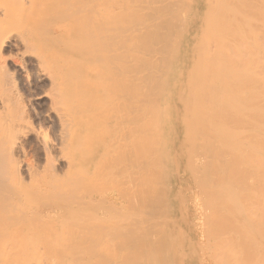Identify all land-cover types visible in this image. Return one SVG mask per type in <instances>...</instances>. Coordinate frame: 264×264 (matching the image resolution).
Returning <instances> with one entry per match:
<instances>
[{
	"label": "bare ground",
	"instance_id": "1",
	"mask_svg": "<svg viewBox=\"0 0 264 264\" xmlns=\"http://www.w3.org/2000/svg\"><path fill=\"white\" fill-rule=\"evenodd\" d=\"M14 1H20L22 5L24 0H0V118H10L8 113L11 110L15 123L8 124L5 121L4 126V118L3 123L0 122L3 124L1 127L8 124V128L0 132V152L4 151V154L1 152V156L5 155L3 160L6 161L8 159L10 161L13 155L16 156L13 154L14 150L21 149L16 143L17 139L11 138V135L18 128L20 130L17 131L26 130L24 126L26 112L25 106L11 90L12 86L14 88V82L11 81L10 84L6 82L9 78L6 77V71L4 72L1 64L4 60L1 50L13 36L16 35L17 40L34 27L50 26L53 30L57 27L59 29V26L66 22L67 15L73 14L72 11L71 14L66 13L73 8L80 9H76L77 6L87 5L84 2L87 0H67L60 5L61 12L59 10L58 18L56 16V19L44 21L37 9L48 6L52 0H26L33 8L28 5L26 7H29L28 9L21 7V11L17 12H13L9 6ZM93 1H96L95 4ZM91 4L94 8H91L93 7ZM87 6L93 10L90 11L92 15L86 11L89 14L86 13L84 19L80 13L82 19L79 25L82 31L84 29L94 31L86 33L87 35L94 33V37L93 35L89 37L91 41L88 39L90 41L88 44L94 43L89 45L90 49L92 46L94 49L90 51L83 46L81 48L85 49L88 55L94 52L91 56L93 58L95 55L94 60L89 57L94 62L83 61L78 64L80 62L78 61L73 66L71 64L74 58L65 56L70 59V64L64 65L68 63L66 62L68 59L58 57L56 60L64 64L48 67L51 61L46 65L48 62L45 63L44 60L50 58L52 54L45 55L41 61L39 54H42L43 47L40 52L38 51L39 54L35 52V55L40 60L39 69L44 66L43 68L47 70L44 72L48 73L53 86L50 85L55 89L52 91L57 94L56 96L54 92L50 95H55L54 97H58L62 103L65 102L63 97L66 100L63 104L66 106L62 108L55 106L62 109V112L67 110L65 114L58 113L59 118L62 116L60 119L63 122L59 123L61 126L66 123L68 127L66 125L63 127L71 129L70 135L68 133L70 141L62 139L66 148L60 149L63 151V158L66 157L65 166L85 158V168H82L84 171L78 169L80 173L82 171L86 173L87 180L81 182L83 185L78 182L83 181L84 173L80 180L73 177L81 188L73 181L72 184H77L78 188L75 186V190L71 187L76 191L75 193L73 190L72 196L75 198L79 195L77 191L80 189L82 193L85 192L84 195L93 191L94 195L101 191L106 193V190H103L106 189L105 186L112 190L116 185L113 200L117 201L120 197L118 195L124 191L123 188L118 189L117 185L123 187L130 178L133 182L128 180L129 183L124 186L127 185L125 191L128 188L131 192L127 190L128 196L133 195L131 199L135 208L133 204L126 205L128 207L124 208H129V211H123L122 214L112 211L114 206L109 209L112 212L108 211V214L96 212V209L102 210L113 201L112 195L110 194L111 199L108 195L107 198L105 196L104 199L102 197L98 200H92L87 196L73 215L72 210L69 211L72 207L68 204L71 196L67 199L59 198L63 192L67 193L65 190L56 194L59 199L44 191L47 194H42V197L48 195L49 197L45 198H51L53 201L49 203L46 212H41L38 207V199L41 197L39 189L49 181V178L43 177L46 170L42 172L43 175L37 173L43 178L33 179L30 176L33 190L30 192L31 195H28L27 191L21 188L18 177L20 175L16 173L15 164L10 162L16 170L12 169L16 181L13 180L15 182L11 186L7 174L5 177L9 181L8 185L11 186L9 187L1 184L5 178L0 179V264H38L31 257L40 251V248L44 249V242L46 248L50 249L51 246V249L44 255L47 250L45 249L44 258H40V261H44L43 264H53L54 260L55 264H58L60 254L68 258L65 264H264V0H105V2L92 0ZM116 14L120 16L117 18ZM5 20H9L7 22L11 26L3 25ZM62 29L64 30L63 27ZM67 31L66 29L65 34L69 33H66ZM100 31L104 34H99ZM47 33L42 37L49 36ZM97 35L101 36L97 38ZM125 36L128 39L126 49L121 44L123 40L121 38L126 39ZM68 38L67 35L50 38L45 43L46 49L49 50L56 44L69 49L73 44ZM80 39L79 43L82 41ZM18 40L19 43L23 41L22 38ZM35 41L36 38H33L27 45V42L23 41L24 48L28 50L35 45ZM118 41L119 45L124 47L123 52ZM75 45L78 48L80 46ZM117 46L120 53L125 52L128 58L123 56L122 61L119 54L118 61H115L117 57L110 60L115 57L112 54L113 51L116 53ZM74 48L73 52L78 51L77 47V50ZM78 52L76 53L79 54ZM50 53H53L52 50ZM33 54L31 56L36 60ZM82 57L85 58L84 55ZM75 66H79V70ZM71 75L73 76L70 78ZM76 75L82 76L81 87L77 86L78 90L76 81L79 78ZM71 82L75 84L72 91L68 86L72 84ZM5 83L11 85L10 89H7L9 86ZM3 85L8 87L4 88ZM79 106L83 110L78 108ZM77 109L78 112L80 110L82 112L75 115ZM6 111H9L8 117L4 116ZM81 114L85 116L82 117ZM63 115H66V119ZM111 119L115 120L114 123L109 125V128L104 127L106 125L103 124ZM118 124L119 130L116 128ZM114 125L115 127L111 129ZM62 132L60 130V133ZM113 132L116 135L111 140L108 139L113 142L103 146L107 135ZM65 133L67 134V131ZM64 137L67 136H62ZM122 137L126 139V143L125 140L123 143L120 142ZM114 143H117L116 147ZM129 144L130 148L126 147ZM111 146L114 148L111 149ZM102 147H106L105 150L110 148L107 151L102 149L101 152L107 155L103 157L104 160L101 158L102 153L98 156ZM118 147L121 148L119 151ZM129 149L132 151L129 152ZM113 150H116L115 153ZM117 151L123 156H121L123 160L117 156L119 159L117 162L122 163L126 160L127 164L112 162V159L117 158L109 156L117 155ZM122 151H125L124 155L121 154ZM59 153L61 155L60 151ZM48 154L50 157V152ZM99 160L106 161V164L103 162L106 166L110 162L112 165L109 164L111 166L105 168ZM10 164L8 170L11 168ZM102 166L104 168H101ZM112 166L120 170L113 171L114 174L110 172ZM125 168L127 171L123 173ZM78 169L74 170L78 172ZM104 169L110 171L106 170L107 173ZM12 170L9 171L10 174H14ZM50 170L54 173V168ZM98 171L101 172L98 174ZM102 171L103 176L100 175L103 174ZM29 173L33 175L32 172ZM53 173H50L51 176ZM120 173L123 177L120 176L121 180L116 179L117 177L113 179ZM64 174L54 177L55 180L58 182L57 178L65 177ZM76 174L78 178L79 173ZM3 175L0 174V177H4ZM56 175L59 174L56 172ZM107 175V181L102 182ZM94 176L98 179L102 176L103 179L96 181ZM68 177L70 176L66 178ZM109 177L112 178L110 184L107 183ZM96 184H101L102 187ZM109 190L107 189V192ZM70 192L72 191L69 189L68 193ZM42 199L40 201L47 200ZM120 199L122 200L121 197ZM131 199L128 198L130 202ZM148 199L150 204L148 206L146 203L148 206L146 208L143 201L145 203ZM140 203L144 206L142 210ZM130 209H133L135 214L130 213ZM67 211L71 214L59 227L61 229L59 236L55 231L58 237L57 245L53 240L50 241V235L46 240L47 236L40 235L38 227L31 229L26 223L29 218L36 217L47 226L48 221ZM130 219L137 224L133 225L130 232L125 233L129 236L124 237L120 227ZM99 230H102L103 234L105 232V236L112 235L100 238ZM142 232L147 233L145 243L140 240ZM38 235L40 236L37 237ZM97 236L100 239H97ZM167 237L171 239L170 243L166 242ZM46 241L48 244L51 243L50 246ZM57 256L59 257L56 258Z\"/></svg>",
	"mask_w": 264,
	"mask_h": 264
},
{
	"label": "rangeland",
	"instance_id": "2",
	"mask_svg": "<svg viewBox=\"0 0 264 264\" xmlns=\"http://www.w3.org/2000/svg\"><path fill=\"white\" fill-rule=\"evenodd\" d=\"M57 1H59V3L57 2ZM65 1H67V0H52L51 1V3L48 5V6H41V7H39L37 10L40 12V16L41 17H43V19H44V21H49L50 19H56V16H57V18H58V15H60V12H61V10L59 9V8H61L60 7V5L62 6L64 3H65ZM92 1V0H91ZM90 0H89V4H90V2H91ZM98 1H100V0H98ZM104 2H105V0H103ZM157 1H160V0H157ZM22 2V1H21ZM60 2H62V3H60ZM64 2V3H63ZM84 2H86L87 3V5H89L88 4V0L87 1H84ZM95 2L96 1H93V3L95 4ZM102 2V1H101ZM24 3V4H23ZM23 3H22V5L20 4V1L19 2H13V3H11L12 5H9L11 8L10 9H12V11L13 12H17V11H21V7H23L24 9L28 6V5H30L31 6V4H27V3H29L28 1H26V0H24L23 1ZM92 3V4H93ZM103 3V2H102ZM16 4V5H15ZM19 4L21 5L20 7H19ZM85 4V3H84ZM91 4V6H93ZM26 5V6H25ZM57 5V6H56ZM87 5H82V6H80V7H76V9L77 8H80V9H78V10H75V8H73V9H71L70 10V12H68V13H66V15L67 14H71V11H72V13L73 14H71V15H67L68 17L66 18V22H64L63 24H64V26H63V24H61L60 26H59V29H57V28H54V30H53V28L52 27H50L49 26V28H48V26H46V28H45V26H42V27H34V28H32L29 32L27 31V34H26V32L22 35V40L23 41H25V42H27L26 43V45L28 44V42H30L33 38H36V41H35V45L34 46H32L31 48H29L28 50H26L24 47L25 46H23L24 44H25V42H23V44H22V42L21 43H19V40L18 39H20L21 40V38L19 37V38H17V40H16V35L15 36H13L7 43H6V45H5V47H3V49L1 50L2 52V55H3V59L5 60H2L1 61V64H3V69H4V72L6 71V77L7 78H9V79H7V81L6 82H8V84H10V82L12 81V82H14V88H13V86H12V88H11V90L12 91H14L13 93L16 95V96H18V98H19V102L20 103H22L24 106H25V108H24V111L26 112H24L25 113V116H26V119L24 120V122L26 121L28 124H26V122L24 123L25 125V131H24V129H23V131L24 132H22V131H17V130H20L19 128L15 131V132H13V134L11 135V138H14V139H17V145L18 146H20L21 147V149H20V151H19V149H16V150H14L15 152H13V154H15L16 156H14V158H13V156H12V158H13V161H12V158H11V160L10 161H6V159L5 160H3V157L5 158V155L2 157L1 156V152H3V154H4V151H1L0 152V170L1 171H3V173L0 171V174L1 175H3L4 177H0V179H2L3 180V182L4 183H1L2 185H5V186H9L8 184V182L9 181H7L8 179L9 180H11V182H10V185L11 184H13L16 180V178H14V176L13 175H15V173L13 172V170H15V169H13V167L11 166L12 164H10V162H13V165L15 164V168H16V170H17V172L16 173H19V175L20 176H18L19 178H20V181H21V188H22V190H25V191H27V194L28 195H31L30 194V192H32V190L33 189H31V186H32V184H31V182H30V180H31V177L30 176H32V178L33 177H35V179H40V178H45V179H48L49 178V181H48V183L49 182H51V180H52V182L51 183H47V185H44L43 187H41L40 189H39V192L41 193V197L38 199V207H39V209L41 210V212H46L47 211V209H48V205H49V203L51 202V201H53L51 198L50 199H47V198H45L46 196H48V195H45V197H42L43 195H44V193H46V192H48L49 194H51V195H53V196H55V198L56 199H59V198H69L70 196V198L71 199H68L67 201H68V204H69V207H72V209L70 208L69 209V211L70 210H72V212L71 213H73V215L75 214V210L77 209V208H80L81 206H82V204L84 203V201L88 198V197H90L92 200L94 199V200H98L99 198L101 199L102 197V199H104L105 198V196H106V198H107V196L108 197H110V199L113 197V196H115V194H116V185L114 186V188H112V190L110 189L109 190V188H107V186H105V184H104V186L106 187V189H103V188H101V189H103V190H106V193H105V191L104 192H100V193H98V194H96V195H94L95 193H94V191L90 194V193H87V195L85 194L84 195V193H82V190L80 189L79 191H77L78 192V194L79 195H77V196H75V198L72 196V195H74L73 194V190L75 189L74 187L76 186V188H78L79 186H80V184L78 183V182H84V180H85V182H86V180H87V178H86V173H84L83 171V169L82 168H85V158H84V160H83V158H82V161L80 160V161H74L73 162V164H71L70 166L69 165H67V166H65L66 164H67V162H66V160L64 161V159L66 158L65 156H64V158H63V155H62V152L63 151H61L62 149H64V148H62V147H65L66 148V146L64 145L65 144V141H66V139H67V141L69 142L70 141V136L68 137V133H69V131L71 130L70 129V127L69 128H66V127H68L67 125H66V123H64L63 124V126L64 125H66V127L64 128L63 126H61V124L59 123V121L61 122V119L60 118H62V116H61V114H60V118H59V116H58V113H66L67 112V110H66V112H62L63 110L62 109H59V108H57V107H55V106H59V107H64V106H66V105H64L63 106V104L64 103H66V100H65V97H63L64 98V101L65 102H63L62 103V101L61 100H59V98L58 97H54L55 95L57 96V94H56V92L55 91H52V90H55L53 87H51V85L53 86V84H52V82H50L51 81V79L49 80V77H48V73H45L44 71L46 70L45 68H43L42 66H41V69H39V65H38V61H40L39 59H41V61H42V58H43V60H44V58H45V55L47 56V55H51L50 56V58L48 57V58H46L44 61H45V63H46V61L48 62L46 65H48L49 63H50V61H51V65L49 64V66L48 67H51V66H54L55 64L56 65H63L64 63L62 62L61 63V61L60 60H56V58H58L59 57V59H65L66 57H71V58H74V60H76V61H74L73 59V61H74V63H73V61H72V64L71 65H73V64H76L75 62H78V61H80V62H78V64H81L83 61H91V62H94L93 60H94V56H93V58L91 57L92 56V54L94 53H90V51H93V46H92V50L90 49V46H91V44L93 43H91V44H88L91 40H90V35L92 36L93 35V37H94V33L93 34H91L92 32H94V31H89V30H85L84 29V31H82L83 29H81L80 28V25H79V23H80V20L82 19V17H81V15L84 17V19H85V14L86 13H88L89 15H92V12H93V10L91 9H89L90 8V6H89V8H88V6ZM13 6V7H12ZM25 6V7H24ZM84 6V7H83ZM87 6V7H86ZM120 6H121V4H120ZM145 6V5H144ZM32 7V6H31ZM143 7V6H142ZM22 8V10H24ZM29 8V7H28ZM28 8H26V9H28ZM33 8V7H32ZM91 8H94V6L93 7H91ZM141 8V7H140ZM41 9V10H40ZM143 8H141V10H142ZM50 10V11H49ZM59 10H60V12H59ZM73 10H75V11H77L76 13H75V11H73ZM26 11H29V10H26ZM56 11V12H55ZM86 11H88V12H86ZM90 11H92V12H90ZM85 12V13H84ZM27 13V12H26ZM57 13V14H56ZM59 13V14H58ZM80 13H81V15H80ZM75 14V15H74ZM76 14H77V16H76ZM46 15V16H45ZM122 15H125V14H122ZM122 15H121V17H122ZM72 16V17H71ZM87 17H90V16H88V15H86ZM120 16V15H119ZM119 16H117V14H116V17L118 18ZM150 16V15H149ZM46 17H47V19H46ZM70 17V18H69ZM86 17V18H87ZM74 18H75V20H74ZM116 18V19H117ZM126 18V17H125ZM42 19V20H43ZM71 19H72V21H71ZM79 19V20H78ZM122 19H124V16H123V18ZM9 22V20H5V22H3V25H7V26H11V24H9L8 25V22ZM79 21V22H78ZM68 23H70V24H68ZM71 24H72V26H71ZM68 25V26H67ZM78 25V26H77ZM71 26V27H70ZM77 26V27H76ZM64 28V30L62 29L61 30V28ZM34 29V30H33ZM68 30L66 33H68V34H65V30ZM70 29V30H69ZM36 30V31H35ZM34 31V32H33ZM37 31H38V33H37ZM42 31H44V32H42ZM104 31V30H103ZM108 31V30H107ZM112 31V30H111ZM116 31V30H115ZM114 31V33H116ZM120 31V30H119ZM30 32H32L31 34H30ZM48 32V33H47ZM80 32V33H79ZM83 32V33H82ZM88 32H91L90 33V35H87L86 33H88ZM96 32V31H95ZM97 32H98V30H97ZM106 31H104V33H105ZM113 32V31H112ZM34 33H36V35L34 34ZM41 33V34H40ZM45 33H47L46 35H49V36H51V37H49V36H45V37H42V36H44L45 35ZM59 33V34H58ZM62 33V34H61ZM102 33V31H100V33L99 34H101ZM103 33V34H104ZM108 33H110L109 31H108ZM44 34V35H43ZM79 34H81V35H79ZM83 34H85V35H83ZM89 34V33H88ZM97 34V33H96ZM103 34H101V35H103ZM38 35H40V37L38 36ZM53 35V36H52ZM59 35H67L69 38H68V40H70V43L71 44H73V46L72 47H70L69 49H66L65 47H63L62 45L60 46V44H56V45H54V47H52L51 49H49V50H47L46 49V46H45V43H46V41H48L50 38H55V37H58ZM83 35V36H82ZM101 35H97V38L98 37H100ZM106 36H108L107 34H105ZM112 35V34H111ZM111 35H110V37H111ZM115 35V34H114ZM114 35H112V36H114ZM118 35V34H117ZM25 36V37H24ZM28 36V37H27ZM37 36V37H36ZM55 36V37H54ZM85 36V37H84ZM86 36H88L87 38H86ZM116 36V35H115ZM114 36V37H115ZM49 37V39H46V38H48ZM126 37V36H125ZM40 38V39H39ZM43 38V39H42ZM81 38V39H80ZM74 39H75V41H74ZM79 39L80 40H82V41H80V43H79ZM84 39V40H83ZM88 39L90 40V41H88ZM94 39V38H93ZM92 39V40H93ZM121 39H125L124 37L123 38H121ZM121 39L119 40V41H121ZM15 40V41H14ZM87 42H86V41ZM95 40H96V38H95ZM95 40H94V42H95ZM123 40L121 41L122 43V46L124 45V49H126V47H128L127 46V44H128V39H127V37H126V39H125V42L123 43ZM126 40H127V44H126ZM118 41V45L120 44V42ZM73 42V43H72ZM85 42V43H84ZM39 43H40V46H39ZM75 44H79L80 46H79V48H78V46H76ZM82 44V45H81ZM94 44V43H93ZM92 44V45H93ZM125 44H126V46H125ZM88 45V46H87ZM90 45V46H89ZM22 46V47H21ZM77 47V49H78V51H80L81 53H79L78 51H76V52H78L79 54H77L75 51L73 52V48L74 47ZM83 46V48H86V50H90L89 51V53L91 54V55H88L87 53V51L85 50V49H82L81 47ZM120 46V45H119ZM122 46H120V48H122ZM8 47V48H7ZM16 47V48H15ZM43 47H44V49H43ZM62 47H63V49H62ZM76 47L74 48V49H76ZM118 47V46H117ZM116 47V53L113 51V54L112 53H109V54H112L113 56H115L114 58H110V60L112 59H116V57H117V60H115V61H118L119 59H118V57L120 56L119 54H121L120 53V51H119V47L117 48ZM37 48V49H36ZM122 48V49H123ZM35 49V50H34ZM41 49H43V51H41V55L39 54V52H40V50ZM76 49V50H77ZM124 49L123 50H121L122 52L124 51ZM26 50V51H25ZM32 50H34V52L32 51ZM52 50V52L54 53H50V51ZM84 50V51H83ZM20 51V52H19ZM25 51V52H24ZM29 51H31L30 53L31 54H33V56H36L35 55V52H36V54H39V56L41 57V58H37V56H36V60H33L34 58L31 56V54H29ZM39 51V52H38ZM46 51V52H45ZM67 51V52H66ZM83 51V52H82ZM85 52H86V54H85ZM65 53V54H64ZM96 54H98L97 52H95ZM26 54V55H25ZM55 54H57V55H55ZM43 55V56H42ZM85 56V58H83L82 56ZM112 55H110V56H112ZM54 56V57H53ZM66 56V57H65ZM97 56V55H96ZM112 56V57H113ZM124 56V57H123ZM89 57H91L92 59H89ZM128 58L127 56H126V53L124 52V53H122L121 54V56L119 57L120 59H122V61H123V58ZM6 58V59H5ZM97 58V57H96ZM95 58V60H97ZM66 59H68V61L66 60V62H68L67 64H64V65H68V64H70V62H69V58H66ZM56 60V61H55ZM111 60V61H112ZM126 61V60H125ZM5 64H4V63ZM44 63V62H43ZM44 63V64H45ZM112 63V62H111ZM113 63H114V61H113ZM36 64V65H35ZM77 64V65H78ZM37 65H38V68H37ZM71 65H69V66H71ZM34 66V67H33ZM68 66V67H69ZM74 66V65H73ZM47 67V66H46ZM76 68H78V70H79V66L77 67V66H75ZM75 67H72V68H75ZM42 68L44 69L43 71H42ZM71 68V67H70ZM71 68V69H72ZM68 70V69H67ZM47 71V70H46ZM75 71V69L73 70V72ZM78 72V71H77ZM43 73V74H42ZM44 73H45V75H44ZM36 74V75H35ZM38 74V75H37ZM46 75H47V77H46ZM41 76V77H40ZM73 75H71L70 76V78L72 77ZM79 79H78V81H76V88H77V86L79 87V85L81 84V82H80V79L82 80V76L80 75V76H78V75H76ZM74 77H75V74H74ZM12 78V79H11ZM47 79V80H46ZM73 79V78H72ZM74 79H76V77L74 78ZM70 80V79H69ZM72 82H73V80H71ZM16 82V83H15ZM50 82V83H49ZM71 82V83H72ZM70 83V82H69ZM74 83H75V81H74ZM6 84V83H5ZM8 84H6V85H8ZM12 85H13V83H11ZM51 84V85H50ZM9 86V87H8ZM7 87H5L4 85H3V87L4 88H7V89H10V87H11V85H8ZM68 86H69V89L70 88H72V89H70L71 91L75 88L74 86H75V84L73 85V83L71 84V85H69L68 84ZM2 87V89H4ZM80 87H81V85H80ZM79 87V88H80ZM16 90V91H15ZM77 90H78V88H77ZM55 92V95H53V94H51L50 95V93H54ZM52 96V97H51ZM53 98V99H52ZM62 98V99H63ZM66 98H67V96H66ZM56 99V100H55ZM21 100V101H20ZM57 103V105H56V103L54 102V101ZM60 103V104H59ZM81 106H79L78 108H80ZM56 109V110H55ZM64 109V108H63ZM81 110H83L82 108H80ZM79 111L80 113L82 112V111ZM10 111V113H8ZM9 111H6V114H4V116H7V113H8V116H10V118L8 117V118H4V117H2V118H0V122L2 121V123H3V120H4V126H5V121L8 123V124H13L14 123V120H13V118H12V115H13V113L11 112V110H9ZM56 111V112H55ZM61 111V112H60ZM77 112H78V109H77V111H76V113H75V115L77 114ZM78 112V113H79ZM72 113H74V112H72ZM9 114H11V115H9ZM56 114V115H55ZM68 114V113H67ZM85 114V113H84ZM113 114V113H112ZM80 115V114H79ZM115 115H116V113H115ZM1 116V115H0ZM2 116H3V113H2ZM63 116H65L64 117V119H66V115H63ZM81 116L82 117H84L85 115H83V114H81ZM112 116V115H111ZM114 116V115H113ZM117 116H118V114H117ZM116 116V117H117ZM120 116V115H119ZM116 117L114 118V119H116ZM4 118V119H3ZM11 118H12V120H11ZM58 118L60 119V120H58ZM110 118V117H109ZM118 119H119V117H117ZM3 119V120H2ZM114 119H111V120H109V121H107L108 120V118H107V120H105V121H107L105 124H103V125H106V126H104V127H107V128H109L110 126L109 125H111V124H113L114 123ZM58 121V122H57ZM63 121V120H62ZM117 122L119 121V120H116ZM29 122H30V124H29ZM64 122H65V120H64ZM2 123H0V125L2 126L3 124ZM6 123V127L8 128V124ZM61 123H63V122H61ZM101 123V122H100ZM15 124V123H14ZM68 124V123H67ZM120 124H122V123H120ZM27 125V126H26ZM29 125V126H28ZM101 125V124H100ZM102 125V126H103ZM0 126V127H1ZM1 127L0 128V132L1 131H4V129H6V127ZM60 126L62 127L61 129H60ZM98 126H99V124H98ZM122 126V125H121ZM21 127H22V123H21ZM59 127V128H58ZM115 127V125L114 126H112V128L111 129H113ZM118 127V128H117ZM65 129V131H67V134L65 133V131H64V129ZM106 128V130H108ZM116 128L119 130V124H118V126H116ZM115 128V129H116ZM122 128V127H121ZM2 129V130H1ZM60 130H61V132L62 133H64V134H62V133H60ZM93 130H94V125H93ZM121 130H123V128L121 129ZM28 131V132H27ZM117 131V130H116ZM115 131V132H116ZM125 131V130H124ZM18 132H20V133H18ZM118 132V131H117ZM116 132V133H117ZM15 133H17V134H15ZM119 134L121 133V132H118ZM122 133H124L123 131H122ZM125 134H127V131L125 132ZM60 137H59V136ZM69 135H70V133H69ZM114 135H116V134H114V132L111 134V133H109L107 136H108V138H106V140H105V142H104V145L103 146H105L106 144L108 145V143L109 142H111L110 140L114 137ZM21 136V137H20ZM62 136H67V137H64V138H62ZM19 137H20V139H19ZM118 137V136H117ZM120 137H121V135H120ZM126 137V136H125ZM23 138V139H22ZM60 138V139H59ZM123 138V137H122ZM62 139L63 140H65V141H62ZM108 139H110V140H108ZM115 140H118L117 138H114ZM20 140V141H19ZM59 140H61V142H59ZM80 140L82 141L83 139L82 138H80ZM80 140H78L80 143H81V141ZM114 140V141H115ZM123 140H125V143H126V139H120V142H122ZM108 141V142H107ZM47 142V143H46ZM49 142V143H48ZM62 142H63V145H62ZM112 142H113V140H112ZM111 142V143H112ZM110 143V144H111ZM123 143V142H122ZM122 143H119V145L120 144H122ZM48 144V145H47ZM109 144V145H110ZM117 145V143H114V145ZM16 145V147H18ZM66 145H67V142H66ZM77 145H79L78 143H77ZM106 145V146H107ZM113 145V146H114ZM116 145H115V147H116ZM125 145H127V144H125ZM58 146H61V147H58ZM122 146V147H121ZM121 146H119V147H121V148H123V145H121ZM118 147V148H119ZM126 147H129L130 148V144H129V146H126ZM19 148V147H18ZM104 147H102L101 148V150H100V152L98 153V156H100L99 154L100 153H102L101 154V158L103 159V157H106L107 155H106V153L104 152H101L102 151V149H103ZM106 148V147H105ZM105 148H104V150L103 151H107L108 149H113L114 147H110V148H108L107 150H105ZM121 148H119L118 149V151L121 149ZM61 149V150H60ZM116 149V148H115ZM125 149V148H124ZM127 149V148H126ZM17 150H18V152H17ZM65 150V149H64ZM67 150V149H66ZM44 151H45V153H44ZM53 151V152H52ZM59 151L61 152V155H59L60 153H59ZM116 151V150H115ZM115 151L113 150V152L115 153ZM117 151V152H118ZM129 152H131L130 151V149L128 150ZM48 152H50V157H49V154H48ZM66 152V151H65ZM64 152V153H65ZM127 152V151H126ZM63 153V154H64ZM111 153V152H110ZM109 153V154H110ZM123 153V155L125 154V151L123 152H121V154ZM6 154V153H5ZM22 154V155H21ZM58 154V155H57ZM107 154H108V152H107ZM113 154V153H112ZM127 154H128V152H127ZM126 154V155H127ZM48 155V156H47ZM65 155V154H64ZM106 155V156H105ZM125 155V156H126ZM132 155V154H131ZM59 156V157H58ZM116 156V158L118 159V157L120 156H122V155H120L119 154V152H118V154L117 155H111V156H109L110 158L112 157V158H114ZM118 156V157H117ZM7 157V156H6ZM15 157H18L17 159L15 158ZM47 157H49V158H47ZM96 157H97V153H96ZM123 157V156H122ZM122 157H121V159H122ZM129 157H130V155H129ZM129 157H127L128 158V160H131V159H129ZM8 158H9V156H8ZM54 158V159H53ZM63 158V159H62ZM100 158V159H101ZM109 158V159H110ZM17 161V163H16V161ZM48 159V160H47ZM50 159V160H49ZM106 159H108V158H106ZM105 159V160H106ZM115 160V159H112V162H117V161H119V159L118 160ZM120 159V160H121ZM126 159V158H125ZM54 160H55V162H54ZM68 160V159H67ZM104 160V159H103ZM103 160H99L101 163H102V165H104V164H106ZM113 160H115V161H113ZM123 160V159H122ZM121 160V161H122ZM3 161H4V164H3ZM48 161V162H47ZM6 162H9V163H6ZM15 162V163H14ZM20 162V163H19ZM77 162V163H76ZM103 162H104V164H103ZM124 162V161H123ZM122 162V163H123ZM19 163V164H18ZM69 163V162H68ZM79 163V164H78ZM108 163V162H107ZM118 164L119 163H121V162H117ZM121 163V164H122ZM124 163H126V160H125V162ZM123 163V164H124ZM3 164V165H2ZM8 164V165H7ZM9 164H10V166H11V168H10V170H8L9 169ZM16 164H18V165H16ZM109 164H111L112 165V163L110 162V163H108V165ZM116 164V163H115ZM114 164V165H115ZM117 164V165H118ZM127 164V163H126ZM20 165V166H19ZM46 165H48V167H50V169L52 168H54V173L52 172L53 170H50ZM106 166V165H104L105 166V168L106 167H109V166H111V165H109V166ZM113 165V166H114ZM2 166V167H1ZM4 166V167H3ZM8 166V167H7ZM46 166V167H45ZM104 166H102L101 168H104ZM112 166V167H113ZM122 166V165H121ZM126 166V165H125ZM124 166V167H125ZM17 167H18V169H17ZM31 167V168H30ZM4 168H6L5 170H2V169H4ZM68 168V169H67ZM73 168V169H72ZM75 168H80V169H82L81 171H82V173H84L83 175H82V173H80L79 171H80V169H78V172H76L74 169ZM120 168V167H119ZM123 168V167H122ZM13 169V170H12ZM30 171H29V170ZM113 169H115V170H113ZM12 170V172L14 173V174H10V172L9 171H11ZM15 170V171H16ZM33 170V171H32ZM37 170V171H36ZM44 170H46L47 171V174H46V171L44 172L45 173V176L43 175V171ZM68 170V171H67ZM72 170V171H71ZM105 171L106 170H108V169H104ZM116 170H118V169H116L115 167H113L112 168V171H110V170H108V171H110V172H113V171H116ZM120 170V169H119ZM118 170V171H119ZM122 170V169H121ZM57 172V174H59V175H56V172ZM65 171H67V172H65ZM75 171V172H74ZM87 170H85V172H86ZM108 171H106L107 173H108ZM127 171V168H125V171L123 170V173L124 172H126ZM5 172V173H4ZM28 172H32V174L33 175H31L30 173L28 174ZM40 172V173H39ZM64 172H65V174L67 173V174H69V175H65L64 174ZM99 172H101V171H98V174H99ZM117 172V171H116ZM41 174V175H43V177L42 176H39L38 174ZM50 173H53L52 174V176H51V174ZM76 173H79L78 174V178H77V174ZM95 173H97V171L95 172ZM102 173H103V171H102ZM114 173V172H113ZM112 173V174H113ZM119 173V172H118ZM122 173V172H121ZM119 174L118 176H114L113 177V179H115L116 177V179H120L121 180V178H123L122 177V174ZM8 174V175H7ZM62 174H64V176L65 177H60V178H57L59 181L57 182V180H55L56 178H54V177H58V176H63ZM115 174V173H114ZM113 174V175H114ZM117 174V173H116ZM7 175V176H6ZM18 175V174H17ZM85 178H83L82 176ZM100 175H104V173L103 174H100ZM106 175V174H105ZM111 174H109V176H110ZM8 177V179L6 178V177ZM13 176V177H12ZM37 176V177H36ZM51 176V177H50ZM67 176H70V177H68V178H70V179H68V178H66ZM76 176V177H75ZM95 176H97L96 174H95ZM94 176V178H96V181L97 180H102L103 178H101L100 177V179H98L97 177H95ZM120 176H121V178H120ZM124 176V175H123ZM22 177V178H21ZM73 177L74 178H76V179H78V180H80V177L81 178H83L82 180L83 181H78V182H76L74 179H73ZM106 177L108 178V175L107 176H105L104 177V179H103V181L102 182H106L107 180H106ZM127 177V176H126ZM11 178V179H10ZM14 178V179H13ZM54 178V179H53ZM62 178H65V179H62ZM129 178V177H128ZM132 178V177H131ZM22 179V180H21ZM24 179V180H23ZM34 179V178H33ZM109 181L107 182V183H109L110 184V181H111V177H109ZM13 180H15V181H13ZM64 180V181H63ZM122 180H124V179H122ZM125 180H127V178L125 179ZM128 180H130V178L128 179ZM128 180H127V182H128ZM55 181V182H54ZM73 181H75L77 184H79L78 185V187H77V184H72V182ZM131 182H133L132 181V179L130 180ZM101 182V181H100ZM112 182V181H111ZM114 182V184H115V182H116V180H114L113 181ZM123 182V181H122ZM126 182V183H127ZM96 183V182H95ZM98 183V182H97ZM117 183H119V180H118V182ZM116 183V184H117ZM125 183V182H124ZM125 183V184H126ZM129 183V182H128ZM0 184V185H1ZM82 184V183H81ZM85 184V183H84ZM93 184H94V182H93ZM103 184V183H102ZM112 184V183H111ZM124 184V185H125ZM72 185V186H71ZM83 185V184H82ZM86 185V184H85ZM97 185V184H96ZM95 185V186H96ZM99 186H101V184H98ZM97 185V186H98ZM123 185V187H122V185L119 187V184L117 185L118 186V189L119 188H123L124 189V191L122 190V192L124 193L125 192V194H123L122 192H121V194L124 196V195H126L125 197H123V196H121V194L120 195H118V197L120 196L121 198H122V200H124V201H122L121 199H120V197H119V199L117 198V201H115V200H113L114 199V197L112 198V200L113 201H111V202H109L107 205H106V207H104V208H102V210H100L99 208L98 209H96V212H104L105 214H108L110 211H109V209L112 207V206H114V210H112V211H114V212H119L120 214H122L123 213V211H125V212H128L129 210V208H124V207H128V206H126V205H129V204H133L132 203V197H133V195L132 194H129L130 196H128V192H129V190H128V188H126V191H125V187L127 186H124ZM12 186V185H11ZM11 186H9V187H11ZM111 186V185H110ZM71 187H73L72 189H71ZM86 187V186H85ZM89 187H91V186H89ZM93 187H94V185H93ZM102 187V186H101ZM104 187V188H105ZM79 188H81V187H79ZM84 188V187H83ZM69 189L72 191V192H70V193H68L69 192ZM89 189V188H88ZM94 189H96V188H94ZM98 190H99V188H97ZM96 189V190H97ZM100 189V190H101ZM107 189L109 190V192H107ZM30 190V191H29ZM67 191V193L65 194V192H63L64 194H59L60 196H59V198L58 197H56V194L58 195V193H62L61 191ZM76 190V189H75ZM74 190V192L76 193V191ZM93 190V189H92ZM127 190H128V192H127ZM44 191H46V192H44ZM84 191H87L86 189H84ZM113 192V194L111 193V192ZM87 192H89V191H87ZM90 192H91V189H90ZM96 192V191H95ZM127 192V193H126ZM105 193V194H104ZM129 193H131V192H129ZM43 194V195H42ZM47 194V193H46ZM99 194H101V196L99 195ZM107 194V195H106ZM110 194L112 195V197L110 196ZM50 195V196H51ZM65 195V196H64ZM76 195V194H75ZM82 195V196H81ZM69 196V197H68ZM88 196V197H87ZM148 196V195H147ZM49 197V196H48ZM146 197V196H145ZM43 198V199H42ZM53 198V197H52ZM73 198V199H72ZM127 198V199H126ZM128 198H130L131 199V202L128 200ZM44 200V199H47V200H44V201H40V200ZM73 201V203H72V201ZM130 202H128V201ZM135 200V199H134ZM133 200V201H134ZM127 201V202H126ZM42 203V204H41ZM47 203V204H46ZM128 203V204H127ZM146 203L148 204V206H149V204H150V200L148 199V200H146L145 201V203H144V201H143V204H145L146 205ZM142 203H140V205H141ZM41 205V206H40ZM108 205H111V206H108ZM116 206V207H115ZM129 206H131V205H129ZM133 206V208H135L134 207V204L132 205ZM142 206L143 205H141V210H142ZM147 206V205H146ZM148 206L146 207V208H148ZM107 207H109L108 209H107ZM144 207V206H143ZM113 208V207H112ZM111 208V209H112ZM132 208V207H131ZM74 209V210H73ZM106 210V211H105ZM115 210H117V211H115ZM128 210V211H127ZM131 210V209H130ZM133 210V209H132ZM130 211V213H132V214H135V211ZM143 210H144V208H143ZM147 210V209H146ZM145 210V211H146ZM69 211H67L66 213H62V214H58V215H56L53 219H51L50 220V222L48 221V223H46L47 224V226H45V222H42V220L40 219V218H36V217H34V218H29L28 220H26V223L28 224V226H30L31 227V229H37V228H35V227H38V229L40 230V235H42L43 236V234H45V237H46V240H47V238L48 237H50L49 239H50V241L51 240H53V242H55V244L57 245L58 243H57V241H58V237H57V232H58V236H59V234H60V230L61 229H59V227H61V225H63L65 222H66V220H67V218L68 217H70V212ZM109 211V212H108ZM111 211V212H112ZM144 212V211H143ZM133 216V215H132ZM132 218V217H131ZM136 218V217H135ZM134 219V218H133ZM127 221V220H126ZM134 224H137L136 222H133V220H129V221H127V222H124L123 224H122V226L120 227V230H121V233L123 234V236L124 237H127V236H129V234H127V236L125 235V233H127L128 231L130 232L131 231V229H132V227H133V225ZM30 229V228H29ZM55 231H57V232H55ZM102 230H99L98 231V233L100 234V238H107V236H110L111 237V235L112 234H107V236H105V232H104V234H103V231L101 232ZM40 235H38L37 237H39ZM50 235V236H49ZM53 235V236H52ZM96 235H97V233H96ZM96 235L94 236V237H96ZM142 235V236H141ZM140 235V240L143 242V243H145V237H146V235H147V233L145 234V232L143 233L142 232V234ZM144 235V236H143ZM121 236V235H120ZM44 237V236H43ZM57 237V238H56ZM98 237V236H97ZM56 238V239H55ZM99 237L97 238V239H100ZM123 238V237H122ZM40 240H42V238H39ZM55 239V240H54ZM43 240H44V238H43ZM47 242V241H46ZM166 242H168V243H170L171 242V239L169 238V237H167L166 238ZM46 244H48V242L46 243ZM51 244V243H50ZM50 244H48L49 246H50ZM53 244V243H52ZM54 244V245H55ZM45 246V247H44ZM44 246H43V250H41V248L39 249L40 251H37L31 258L33 259V261L35 262V263H40L41 262V264H43L44 263V261L42 262V260L40 261V258H44V255H47V253H49L50 251V249H51V246H50V249L49 248H46V245H45V242H44ZM86 246V245H85ZM84 246V247H85ZM53 248H54V246H53ZM86 248V247H85ZM45 249H47L46 250V253L44 254V251H45ZM79 250H81V248L79 249ZM83 250H84V248H83ZM48 251V252H47ZM44 254V255H43ZM81 254V253H80ZM142 254H143V252H142ZM83 255V254H82ZM60 256V258H58ZM59 256H57L56 258H58V264H65L66 262H67V260H68V258L65 256V255H63V254H60ZM34 257V258H33ZM40 261V262H37V261ZM66 260V261H65ZM55 260H54V263L53 264H55ZM166 262V261H165Z\"/></svg>",
	"mask_w": 264,
	"mask_h": 264
}]
</instances>
